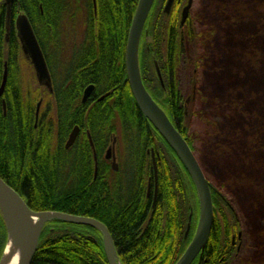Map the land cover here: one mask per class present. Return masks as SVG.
Listing matches in <instances>:
<instances>
[{"label": "trees", "instance_id": "obj_1", "mask_svg": "<svg viewBox=\"0 0 264 264\" xmlns=\"http://www.w3.org/2000/svg\"><path fill=\"white\" fill-rule=\"evenodd\" d=\"M16 1L19 11L27 16L45 57L52 94L46 90L45 93L53 100L55 110L54 117L50 118L52 124L44 118L35 122V105L42 98L25 97L21 93L15 77L20 44L13 25L6 37V11L4 0H0V84L5 64L7 68L2 95L5 110L0 99V178L33 212H58L102 223L111 235L119 264H175L195 233L199 205L188 173L142 115L128 86L124 52L138 0H96L95 14L91 0H86L88 12L82 42L67 56L60 52L62 46L57 36L61 20L70 15L64 7L65 0ZM165 2L155 0L145 22L143 32L148 30L152 42L143 44L145 34L142 33L138 53L141 81L185 140L211 186L213 226L200 256H207L209 264L219 260L231 264L242 257L245 249L240 236L241 220L228 204V200L233 202L229 198L231 188L250 186L252 181L228 178L218 181L215 176L220 172L221 156L234 150L230 137L234 134V140L241 143L240 149L253 153L262 129L256 130L250 125V113L244 111V103L232 96L222 104L201 100L200 91H195L194 86L196 83L199 88L198 75L212 59L211 44L207 42L205 47L202 43L203 28L199 27L197 17L190 22L188 15L186 22L179 26L178 8L182 0H174L168 14L162 10ZM215 3L210 8L201 7L198 13L205 11L208 17L231 13L236 22L232 24L230 36L233 34L235 38L238 26L251 18L247 8L252 12L253 3L223 0V7H218L220 13H214ZM253 14L256 15L255 10ZM38 24L44 31L38 30ZM48 40L54 42L51 53L45 46ZM255 49L248 53L256 56ZM262 84L257 83L258 88ZM90 85L94 87L93 99L82 104L83 91ZM255 91L257 95L259 92ZM105 94L108 96L101 102L95 100ZM189 96L194 101L187 103ZM238 114L244 123L236 124L235 129L240 127V132H233L230 128ZM74 126L82 133L65 150V141ZM85 131L90 134L97 157L95 178L93 154ZM112 137L117 139L115 145L119 150L117 171L103 160ZM221 142L225 143L220 145ZM151 150L156 157V196ZM203 152L211 156L215 174H210L208 167L201 164ZM232 237L239 251L236 246L232 247ZM6 241L0 214V258ZM31 264L107 263L98 231L88 226L50 221L42 229Z\"/></svg>", "mask_w": 264, "mask_h": 264}, {"label": "rangeland", "instance_id": "obj_2", "mask_svg": "<svg viewBox=\"0 0 264 264\" xmlns=\"http://www.w3.org/2000/svg\"><path fill=\"white\" fill-rule=\"evenodd\" d=\"M215 1L216 0H193L194 3L192 2L189 11L190 22H193V19L197 17L196 21L199 27L203 28L200 39L205 47H207V42H210V51L212 53V59L209 61L208 67L198 75L199 88H196L195 83L194 89L195 91H200L199 94L203 102L222 104L223 102H228L230 96L241 103L243 102L244 111L246 114L250 113V117L247 116L249 117L250 125H254L256 130L262 129V133L259 135L258 139V146L256 149H253V153L245 149H240L241 143L234 140V134L230 137V142L234 144V150L228 155L221 156L222 165L220 166L219 174H217L215 178L218 181H223L225 178L232 180L249 179L252 181L250 186L232 187L229 198H231L233 202L228 200V204L232 206L237 215L236 217L239 221L241 220L240 223L242 224L243 230L240 232V236H243L245 244L244 254H242V257L238 260L235 259L232 264H264V42H261V39H264V2L262 3L261 1L264 0H247L253 3L252 12L247 8L248 6L246 7L251 18L246 21L247 24L245 23L242 26H238V30H236L237 36L235 35V38H233V34L230 36L232 24L236 22L233 20L231 13H223L221 17L220 14L218 16L214 14L208 17L205 11L198 13L199 9H203L201 7L210 8L211 4H214ZM165 3L162 6V10ZM186 3L187 0H182L178 8L179 20L181 10ZM81 4L82 3H80V5ZM222 4L223 0H219L215 3L216 10L214 13L220 9V6L223 7ZM254 10L256 15H252ZM218 13H220V11H218ZM193 14L195 17H193ZM69 16L67 15L64 18L65 22L62 19L63 25L68 22L66 26H71V32L79 33L80 31L79 34H82L83 22L86 16L82 7H80V12L76 14V19ZM37 27L40 31H44L43 26L38 24ZM210 31H212L211 34L209 33ZM59 33H62L61 27L58 29L57 36L60 41L59 45L62 46L63 42L65 49H71L70 47L72 45L74 46L77 38L81 36L76 33L79 36L73 37L75 34L73 33V36L70 38L62 40V38L59 37ZM142 33L145 34L143 44H150L152 40L151 37L148 36V30ZM261 34L263 35L261 36ZM232 39L233 43L237 44L236 46H233L231 42ZM257 40L262 44L257 43ZM48 42L45 46L48 48V53H51V51L53 52L54 50V42L49 40ZM140 44L141 38L139 46ZM59 45L57 44V47H59ZM261 46H263V48L260 50ZM252 48L257 49H255L256 56L255 54L251 55L248 53ZM16 64L15 77L20 85L21 93L24 94L25 97L37 96L38 98H42V110H44L46 106L48 107L49 116L47 119L51 123L50 118L54 117V102L46 95L45 88L37 84L33 68L21 51L17 57ZM259 82L263 83L261 88H258L257 83ZM255 90L259 92L257 95L255 94ZM187 100L193 102L194 98L189 96L186 101ZM252 114L253 116H251ZM242 118L243 117L238 114L237 121L232 125L233 128H230L233 132H240V127L237 129H235V127H237L236 124L241 125L244 123ZM224 143L225 142H221L220 145ZM110 148L111 146L108 145L107 149ZM105 151L103 153V160ZM114 152L119 164V150L117 145H115ZM210 161H212L211 156L203 152V156L200 157L201 164L208 167L210 174H215L214 164L210 163ZM108 165L110 166V161H108ZM239 175L245 176L246 178L240 177Z\"/></svg>", "mask_w": 264, "mask_h": 264}, {"label": "water", "instance_id": "obj_3", "mask_svg": "<svg viewBox=\"0 0 264 264\" xmlns=\"http://www.w3.org/2000/svg\"><path fill=\"white\" fill-rule=\"evenodd\" d=\"M154 1L155 0H138L129 27L124 52L126 79L136 106L138 107L142 115L152 124L154 129L159 133V135L163 138L166 144L178 157L179 161L182 163L183 167L185 168L194 185L199 205L198 222L192 240L185 249L184 253L175 263L191 264L197 257V255L204 249L208 241L210 232L212 230L213 206L211 197V186L207 182L201 168L199 167L187 143L175 129L173 124L170 122L165 112L151 98L141 81L138 63V49L145 22L147 20V17L150 13ZM192 2L193 0H187L186 5L182 8L180 13L179 26H182L186 22ZM173 3L174 0L166 1L163 8L164 14H168L170 12ZM4 6L6 11V37L10 32L11 25H13L14 30L16 32V37L20 44V50L25 56V58L30 62L35 73L37 84L51 93L52 86L50 73L43 53L38 44V41L28 21V18L25 14L19 13L16 18L12 20L13 0H4ZM156 71L157 76L161 82V77L157 67ZM6 80L7 68L5 64L0 84V97L3 95ZM92 91L93 86H89L85 89L83 93L84 101L87 99V97L91 94ZM188 101L189 100H187L186 102ZM2 107L3 110H5L4 101H2ZM78 133L79 129L75 127L68 137L65 148H69L74 143ZM114 143L115 141H113L111 148L107 151L106 157L107 159L111 158L112 169L116 171L117 164L115 160ZM155 158V154L153 150H151V161L154 170L155 181L154 196H156L157 181ZM9 202L17 207V217L9 214ZM0 214L3 219L7 234V241L2 256L0 258V264L3 261L6 248L9 244V238L11 233L13 234V237L16 239L19 245L18 264H31L33 255L39 243L42 229L44 225L50 221H62L68 224L88 226L98 231L102 237L103 250L107 264H118V257L116 254L113 240L109 231L102 223L91 218L73 216L58 212H33L29 210L24 200L1 178ZM30 220H34V222L36 223V228L33 232H31L27 227L28 222ZM188 229L189 227H187L186 234L188 232Z\"/></svg>", "mask_w": 264, "mask_h": 264}, {"label": "flooded vegetation", "instance_id": "obj_4", "mask_svg": "<svg viewBox=\"0 0 264 264\" xmlns=\"http://www.w3.org/2000/svg\"><path fill=\"white\" fill-rule=\"evenodd\" d=\"M16 0H13V6H12V20H14L15 18H16V16H17V14H19V13H22V12H20L19 11V9H20V7L18 6V4H16ZM87 1L86 0H73V1H68V0H65V4H64V7L65 8H67L66 9V11L67 12H70V16L71 17H73L74 19H76V14L78 13V12H80V7H82V9H83V12H84V14L86 15V13L88 12L87 11V6L86 5H84V3H86ZM18 3V2H17ZM80 3H82L81 5H80ZM16 4V5H15ZM14 5H15V9H14ZM80 5V6H79ZM91 7H92V11L94 12V14L96 13V0H91ZM27 17V16H26ZM86 17V16H85ZM86 19V18H85ZM64 22H65V20H63ZM63 21L61 20V25H60V27H61V32L62 33H59L60 35H59V37H61L62 38V40L63 39H68V38H70L71 36H73V33H75L74 34V36L73 37H75V36H79V35H81V36H79L78 38H77V40H76V44L73 46H71L70 48L71 49H65L64 48V44H63V42H62V48H61V53L64 55V56H67L72 50H76L79 46H80V44H81V42H82V39H83V36H84V33H85V31H84V29H85V20H84V22H83V30H82V34H79L80 33V31H79V33L78 32H71L72 30H71V26H66L67 25V23L65 24V25H63ZM30 23V22H29ZM63 25V26H62ZM49 28H47L46 29V27H45V30H48ZM62 29H63V31H62ZM69 29V30H68ZM32 30H33V28H32ZM39 30V29H38ZM68 30V31H67ZM34 32V31H33ZM76 33H78V34H76ZM40 46V45H39ZM74 47H76V48H74ZM41 49V48H40ZM42 51V50H41ZM43 53V52H42ZM45 58V57H44ZM46 61V60H45ZM47 64V63H46ZM48 67V66H47ZM49 70V69H48ZM50 73V72H49ZM51 77V76H50ZM90 86H93V85H90ZM89 87V86H88ZM46 90V89H45ZM47 91V90H46ZM85 91V90H84ZM84 91H83V93H84ZM93 91H94V87H93ZM93 91L91 92V94L87 97V99L84 101L83 100V94H82V99H81V103L82 104H84V103H86V102H91L92 101V99H93ZM48 92V91H47ZM48 93H50V92H48ZM50 94H52V91H51V93ZM108 95L107 94H105V95H103V96H101V97H99V98H97V99H95L97 102H101L104 98H106ZM0 99H1V101H2V96L0 97ZM42 103H43V99H39L37 102H36V105H35V122L37 123V121L39 120V119H41V118H44L47 122H48V116H49V110H48V107L46 106L45 107V109L44 110H42ZM39 104V105H38ZM37 110H38V112H37ZM36 112H37V117H36ZM36 123H35V126H36ZM75 127H77L78 129H79V133H78V135H77V137H76V139H75V141H74V143L69 147V148H65V145H66V142H67V140H68V137H69V135H70V133L73 131V129L75 128ZM81 133H82V130L78 127V126H74L72 129H71V131L69 132V134H68V136H67V139H66V141H65V145H64V149L65 150H68V149H70L75 143H76V141L79 139V136L81 135ZM85 134H86V137H87V141H88V144H89V146H90V148H91V150H92V154H93V170H94V178L96 177V174H97V168H98V164H97V157H96V155H95V152H94V148H93V144H92V140H91V137H90V134H89V132H87V131H85L84 132ZM116 138L115 137H112L111 138V143H110V146H112V144H113V141H115V144H116ZM109 149H107L106 148V151H105V154H104V162L108 165V161H110V167H111V169H112V160H111V158L110 159H107V157H106V155H107V151H108ZM114 150H115V145H114ZM115 153V152H114ZM150 156H151V152H150ZM115 160H116V164H117V170H118V167H119V164H118V160H117V157H116V155H115ZM113 170V169H112ZM116 170V171H117ZM114 171V170H113ZM187 235V234H186ZM231 244H232V247H235L236 246V250L237 251H239V245H237L236 244V239H235V237H232V241H231ZM203 251V250H202ZM201 251V252H202ZM200 252V253H201ZM200 253L197 255V257L194 259V261L191 263V264H209L210 262H209V260H207V256H200ZM106 263H107V261H106ZM118 264H119V261H118ZM216 264H225L222 260H219V261H217L216 262ZM230 264V263H229ZM232 264V263H231Z\"/></svg>", "mask_w": 264, "mask_h": 264}, {"label": "bare ground", "instance_id": "obj_5", "mask_svg": "<svg viewBox=\"0 0 264 264\" xmlns=\"http://www.w3.org/2000/svg\"><path fill=\"white\" fill-rule=\"evenodd\" d=\"M9 205V214L12 216L17 217L18 215V209L16 206H14L12 203H8ZM28 229L33 232L35 231L36 228V223L34 222V220H30L28 222L27 225ZM19 245L16 241V239L13 237V234H10V238H9V244L6 248L5 251V255L3 258V261L1 264H18V260H19Z\"/></svg>", "mask_w": 264, "mask_h": 264}]
</instances>
